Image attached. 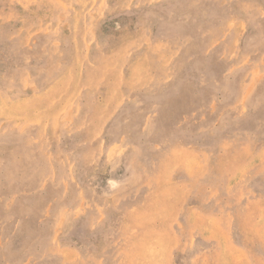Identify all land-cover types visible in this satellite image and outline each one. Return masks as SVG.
I'll list each match as a JSON object with an SVG mask.
<instances>
[{"label": "rangeland", "instance_id": "1", "mask_svg": "<svg viewBox=\"0 0 264 264\" xmlns=\"http://www.w3.org/2000/svg\"><path fill=\"white\" fill-rule=\"evenodd\" d=\"M0 264H264V0H0Z\"/></svg>", "mask_w": 264, "mask_h": 264}, {"label": "bare ground", "instance_id": "2", "mask_svg": "<svg viewBox=\"0 0 264 264\" xmlns=\"http://www.w3.org/2000/svg\"><path fill=\"white\" fill-rule=\"evenodd\" d=\"M172 109V108H171Z\"/></svg>", "mask_w": 264, "mask_h": 264}]
</instances>
